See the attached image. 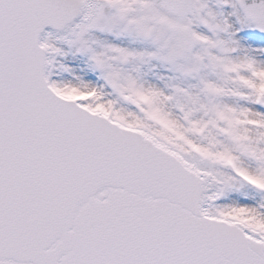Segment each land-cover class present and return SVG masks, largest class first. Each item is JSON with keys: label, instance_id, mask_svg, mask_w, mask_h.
Here are the masks:
<instances>
[{"label": "snow or ice", "instance_id": "obj_1", "mask_svg": "<svg viewBox=\"0 0 264 264\" xmlns=\"http://www.w3.org/2000/svg\"><path fill=\"white\" fill-rule=\"evenodd\" d=\"M0 264H264V0H0Z\"/></svg>", "mask_w": 264, "mask_h": 264}]
</instances>
